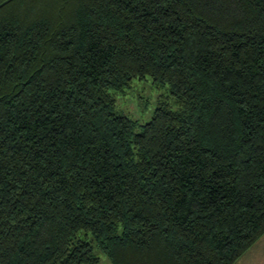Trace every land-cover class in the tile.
<instances>
[{"label": "trees", "instance_id": "obj_1", "mask_svg": "<svg viewBox=\"0 0 264 264\" xmlns=\"http://www.w3.org/2000/svg\"><path fill=\"white\" fill-rule=\"evenodd\" d=\"M263 230L264 0H0V264H231Z\"/></svg>", "mask_w": 264, "mask_h": 264}, {"label": "rangeland", "instance_id": "obj_2", "mask_svg": "<svg viewBox=\"0 0 264 264\" xmlns=\"http://www.w3.org/2000/svg\"><path fill=\"white\" fill-rule=\"evenodd\" d=\"M165 85L156 84L147 74L130 78L115 95V107L138 121L148 117L154 104V97L163 92ZM98 255L97 264H112L103 251L93 247ZM231 264H264V230L250 242Z\"/></svg>", "mask_w": 264, "mask_h": 264}]
</instances>
